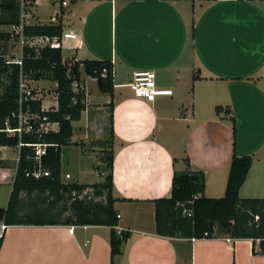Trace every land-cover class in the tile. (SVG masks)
<instances>
[{
  "label": "crops",
  "instance_id": "crops-1",
  "mask_svg": "<svg viewBox=\"0 0 264 264\" xmlns=\"http://www.w3.org/2000/svg\"><path fill=\"white\" fill-rule=\"evenodd\" d=\"M35 24H61L63 32L76 33L78 41H63L76 62L113 65L112 97L101 94L94 79L81 78L85 108L72 123L71 143L96 153L102 151L100 142L112 139L113 208L129 237L112 257L111 228L106 226L11 225L0 245V264H264L263 256L252 254L249 239L157 235L154 204L169 197L173 173L187 169L185 159L204 174V196L223 197L233 155L252 157L239 198L264 199V0H35L23 25ZM11 33L12 26L0 25V58L5 62L21 53ZM138 70L153 71L156 85L171 90V96L153 102L136 98L128 84ZM44 82L53 85L46 97L43 86L31 87ZM28 84L43 112L55 106V82ZM218 106L230 108L234 136L229 117L215 113ZM18 153L19 147H0V204L6 207ZM96 172L102 176L101 170ZM60 181L98 184L72 181L69 173L63 175L62 163ZM91 195V189L72 193L77 199ZM21 198L33 204L38 195ZM63 207L61 200L56 210ZM69 215L65 211L59 221ZM254 249L258 251V242Z\"/></svg>",
  "mask_w": 264,
  "mask_h": 264
},
{
  "label": "trees",
  "instance_id": "trees-1",
  "mask_svg": "<svg viewBox=\"0 0 264 264\" xmlns=\"http://www.w3.org/2000/svg\"><path fill=\"white\" fill-rule=\"evenodd\" d=\"M116 1V0H107ZM119 1V0H118ZM135 1V0H120ZM163 1H218V0H163ZM257 1V0H246ZM1 0L0 25L19 26L21 10L24 14L34 4L35 0ZM194 20L190 26V39H194ZM25 37L60 36L63 32L61 24L53 25H23ZM11 36L17 41L15 35ZM21 67L12 62H5L0 58V147H19L18 163L9 201L5 209H0V221L5 226H106L110 231V252L114 257L120 254L122 244L128 239L129 233L116 232L118 216L113 205L112 196V168L113 153L112 139L100 142L104 156V180L101 183L79 185L72 183L62 185L61 148L71 145L72 123L80 120L84 110V93L80 90L82 77L96 81L97 90L101 94L113 96V65L110 61L84 60L76 62L72 58V66L68 72L62 65V51L43 49L36 55L34 50L23 47ZM24 76L27 81L50 80L56 83L57 110L41 111L40 101L30 103L31 112L40 117H46L49 122L58 124L57 132L41 135L25 134L19 138L5 132V122L10 128H16L17 122L12 119V113L17 111L19 92V78ZM6 78L7 83H3ZM76 84L77 91L73 92L72 85ZM217 115L223 113L229 117L231 131L235 135V119L228 107H216ZM113 131L111 132V138ZM46 144V154L42 158V167L50 173L47 178L35 180L27 174L36 168L34 151L27 144ZM186 171L174 172L171 179V189L168 198L154 201L155 231L164 237H184L202 240L228 236L231 239H249L252 242V254L264 257V199H240L239 190L244 184L252 165V157L232 156L224 196L218 199L204 196L205 178L200 171L192 170L189 161L185 159ZM101 173V172H100ZM103 175V172L101 173ZM86 189L92 190V195L77 199L73 192L82 193ZM33 193L38 199L30 204L22 200V194L29 196ZM72 201L67 206L69 200ZM64 207L56 210L60 201ZM70 215L59 221L65 211ZM190 211V216L183 214ZM255 217H258L255 220ZM2 239H0L1 245ZM258 242V251L254 244Z\"/></svg>",
  "mask_w": 264,
  "mask_h": 264
},
{
  "label": "built area",
  "instance_id": "built-area-1",
  "mask_svg": "<svg viewBox=\"0 0 264 264\" xmlns=\"http://www.w3.org/2000/svg\"><path fill=\"white\" fill-rule=\"evenodd\" d=\"M24 5L23 0H21V9ZM25 14L21 10V22L19 26H12V35L17 37L18 44L21 48L20 56L17 60H13L12 63H15L21 67V59H22V51L23 47H27L28 49L34 50L36 55H39V52L43 49H51V50H61L63 49V41L71 40L78 41V35L76 33H66L62 32L60 36H38V37H25L23 35V16ZM55 18L52 19L54 21ZM72 58H63L62 65L66 67L67 71H70L72 66ZM264 77V73H263ZM128 87L134 94V96L138 99L144 100L146 102H153L159 96H171L172 91L161 89L155 83V74L151 70H138L132 74V80L129 82ZM73 92L77 91V86L74 83L72 85ZM38 97L36 96L33 89L30 88L28 81L24 78V76L20 75L19 78V92H18V100H17V111L12 113V119H15L17 122L16 128H10L8 121L5 122V132L9 135H17L19 138L25 134H35L41 135L48 132H53L55 127L58 128V124L55 122H49L46 117H40L31 112L30 103L33 101H38ZM54 101L55 106L49 107L47 111H55L57 110V96L53 94L51 98ZM43 108L41 111L43 112ZM24 144L19 143V148ZM27 146H31L34 151V161L36 163V168L29 175L31 178L35 180H39L41 178H47L50 176V173L43 169L42 167V158L46 154L47 145L36 143V144H27ZM65 178L69 179L70 176L66 175ZM183 214L190 216V211H184ZM119 217V216H118ZM256 220L258 217L255 218ZM7 226L0 224V239L3 238ZM124 231L123 228L117 226L116 232L120 234Z\"/></svg>",
  "mask_w": 264,
  "mask_h": 264
},
{
  "label": "rangeland",
  "instance_id": "rangeland-1",
  "mask_svg": "<svg viewBox=\"0 0 264 264\" xmlns=\"http://www.w3.org/2000/svg\"><path fill=\"white\" fill-rule=\"evenodd\" d=\"M62 56L63 58H67L69 56V53L65 49H63ZM49 83L50 82H44L45 85L41 83L37 85L31 84V87H35L38 90H41L40 86H43L42 93L46 97V92H48V94L50 95L52 94L50 90H52L53 85ZM46 105H48V102H46L45 106ZM79 143L80 142H78L76 145L71 144L62 147L61 163L63 175L65 173H69L72 176V181H77L78 179L82 183H99L103 181L105 173L104 171H102L104 169V165L101 162V159L104 156V153L102 151H97L95 153L93 151H90L89 149L86 151L85 148L87 149L88 147H84ZM95 163L99 164L100 167L94 168ZM96 170H101V173L103 172V175L99 176ZM3 192V190H0V203L2 201L1 199L4 197L3 196L1 198ZM4 207H6L5 202L3 204H0V208Z\"/></svg>",
  "mask_w": 264,
  "mask_h": 264
},
{
  "label": "bare ground",
  "instance_id": "bare-ground-1",
  "mask_svg": "<svg viewBox=\"0 0 264 264\" xmlns=\"http://www.w3.org/2000/svg\"><path fill=\"white\" fill-rule=\"evenodd\" d=\"M16 60V59H15ZM116 229V228H115Z\"/></svg>",
  "mask_w": 264,
  "mask_h": 264
}]
</instances>
